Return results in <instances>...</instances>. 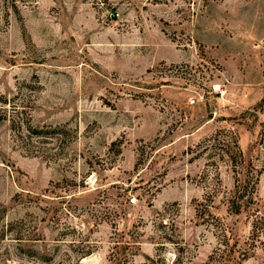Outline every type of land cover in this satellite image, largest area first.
I'll return each instance as SVG.
<instances>
[{
  "label": "rangeland",
  "instance_id": "rangeland-1",
  "mask_svg": "<svg viewBox=\"0 0 264 264\" xmlns=\"http://www.w3.org/2000/svg\"><path fill=\"white\" fill-rule=\"evenodd\" d=\"M263 96L264 0H0V264H264Z\"/></svg>",
  "mask_w": 264,
  "mask_h": 264
},
{
  "label": "trees",
  "instance_id": "trees-1",
  "mask_svg": "<svg viewBox=\"0 0 264 264\" xmlns=\"http://www.w3.org/2000/svg\"><path fill=\"white\" fill-rule=\"evenodd\" d=\"M252 109L255 117H257L259 112L264 114V96L252 106ZM260 125L261 128L259 131L258 143H260V146L264 148V121H261ZM221 131L224 132L227 138V144H225L226 148L223 151V154L226 156L227 160L233 164H236L237 159L242 162L243 154L238 144L237 136H234L233 133L227 128H222ZM256 184L257 177L254 178L250 190H247L248 182H239L235 185L227 200L229 207H234V212H240L242 206H244L247 201L254 200ZM86 253H89V248L86 250V252H84V254ZM233 259H235L234 249L232 244L229 243L227 230L225 229L222 231L221 243H219L215 250L209 254V262L211 264H231Z\"/></svg>",
  "mask_w": 264,
  "mask_h": 264
},
{
  "label": "built area",
  "instance_id": "built-area-1",
  "mask_svg": "<svg viewBox=\"0 0 264 264\" xmlns=\"http://www.w3.org/2000/svg\"><path fill=\"white\" fill-rule=\"evenodd\" d=\"M220 89H221V86H220V84H215V85H213V90L214 91H220ZM193 100V99H192ZM191 100V101H192ZM134 198H132V200H133Z\"/></svg>",
  "mask_w": 264,
  "mask_h": 264
}]
</instances>
